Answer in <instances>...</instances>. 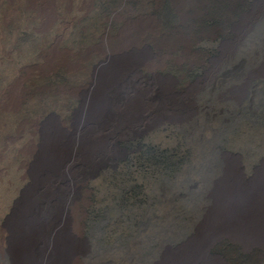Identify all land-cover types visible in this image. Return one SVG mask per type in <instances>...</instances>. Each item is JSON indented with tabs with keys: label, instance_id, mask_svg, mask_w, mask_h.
<instances>
[{
	"label": "rangeland",
	"instance_id": "obj_1",
	"mask_svg": "<svg viewBox=\"0 0 264 264\" xmlns=\"http://www.w3.org/2000/svg\"><path fill=\"white\" fill-rule=\"evenodd\" d=\"M211 1L0 0V264H264V0Z\"/></svg>",
	"mask_w": 264,
	"mask_h": 264
},
{
	"label": "trees",
	"instance_id": "obj_2",
	"mask_svg": "<svg viewBox=\"0 0 264 264\" xmlns=\"http://www.w3.org/2000/svg\"><path fill=\"white\" fill-rule=\"evenodd\" d=\"M253 1L256 0H226V5L224 7V5L222 6V2L220 0H212L210 2V5L208 7V13L206 18V22L208 24H221L222 21H213V18L211 16L212 13H217V12H221L223 10V8L225 9V11L232 9L233 7H241L243 5V2H248V3H252Z\"/></svg>",
	"mask_w": 264,
	"mask_h": 264
},
{
	"label": "bare ground",
	"instance_id": "obj_3",
	"mask_svg": "<svg viewBox=\"0 0 264 264\" xmlns=\"http://www.w3.org/2000/svg\"><path fill=\"white\" fill-rule=\"evenodd\" d=\"M19 225V224H18ZM16 227V226H15ZM19 234H20V240L24 239L25 237L21 234V230L19 229ZM26 236V235H25ZM23 237V238H22ZM26 239V238H25ZM27 240V239H26ZM64 243V242H63ZM20 246L21 248H19L20 252H24L26 250V246L23 247L24 241H20ZM59 251H58V262L60 263H64V261L66 260V257L69 255V247L66 245L61 244L59 246ZM18 255V254H17Z\"/></svg>",
	"mask_w": 264,
	"mask_h": 264
}]
</instances>
